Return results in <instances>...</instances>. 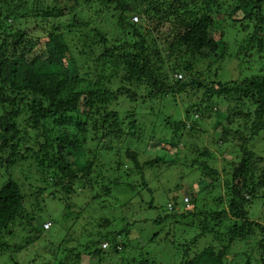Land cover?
<instances>
[{"label":"trees","instance_id":"16d2710c","mask_svg":"<svg viewBox=\"0 0 264 264\" xmlns=\"http://www.w3.org/2000/svg\"><path fill=\"white\" fill-rule=\"evenodd\" d=\"M24 1L0 0V172L5 170L10 176L0 186V261L21 264L17 256L46 231L44 223H37L41 216L37 212L43 211L39 196H26L12 179V170L27 155L35 159L46 184L56 187L54 199L65 196L71 201L80 195L78 186L83 189L80 192L93 189L107 168L102 158L113 154L117 161L108 166L117 178L103 189L111 194L124 187L137 197L145 189L152 195V211L151 182L170 168L179 166L185 175L200 172L202 188L210 183L205 176L221 182L216 156L187 141L208 119L206 115L216 110L213 129L221 131L216 145L232 144L239 156L237 162L227 161L231 169L223 171L230 182L226 186L230 219L225 220L226 212H193L198 198L187 193L188 203L180 207L178 199H173L166 214L155 220L160 230L147 239V247H142L145 238H131V231L141 221L117 231L110 230L113 218H104L100 227L107 232L98 233V241L89 244L86 252L94 250L103 256L97 263L102 264L106 256L130 253L139 242L140 250L147 254L159 247L173 249L178 260V230L182 234L185 230L197 235L181 249L179 264H264V238L246 244L254 247L242 251L239 259L227 260L233 244L255 238L246 228L264 233L263 224L250 222L245 210L252 200H264V156L253 148L264 131V76L242 82L220 80L223 62L233 52L225 39L227 23L247 35L239 49H234L237 55L245 53L264 61V0H228L229 4L223 3L226 0ZM25 8L32 11L23 16ZM136 17L140 23L134 21ZM109 26L116 32H110ZM117 33L121 38H113ZM117 78L120 85L115 90ZM184 95L190 101L185 119L166 115L162 123L172 130L159 136L162 108L151 107L143 117L142 105L157 101L169 106L171 100ZM223 103L228 106L225 114L217 109ZM236 119L241 120L238 129L234 128ZM147 150L154 152L153 158L142 161ZM186 152L194 156L192 166L179 159ZM136 176L141 179V189L135 186ZM246 195L251 198L247 200ZM33 198L36 203L31 202ZM97 201L92 198L93 203ZM262 213L264 219V210ZM234 219L244 220V225L231 233ZM211 236L221 246H207L199 252L197 245ZM103 242L109 243L112 252L103 250ZM64 243V250L70 249L69 242ZM59 250L50 249L55 261H59ZM131 257L123 264L158 262L149 261L144 254Z\"/></svg>","mask_w":264,"mask_h":264},{"label":"rangeland","instance_id":"374dc122","mask_svg":"<svg viewBox=\"0 0 264 264\" xmlns=\"http://www.w3.org/2000/svg\"><path fill=\"white\" fill-rule=\"evenodd\" d=\"M26 1H24V3ZM223 3L229 4V1L226 0L225 2L223 1ZM229 10L231 9H226V11ZM31 11L32 10H26V8L23 9V16L27 15ZM108 19H110V17ZM10 22L12 23V21H9V23ZM96 22L97 24L94 26V28L98 25L99 21ZM140 22L141 20L138 23ZM108 29H110V32H116V30H114L111 26H109ZM219 30L220 32H223L224 27L220 26ZM224 31H226L225 39L227 45L233 48V52L229 53L230 55L227 56L226 60L223 62L224 66L222 71L220 72V80H223L224 82H242L248 78L256 79L257 77L264 76L263 60H260L259 57L250 58L249 55H245V53L242 55H239L238 53V56L234 50L239 49L243 40L247 38V35L243 34L239 27L232 28V25H229L228 23L226 24V29ZM0 32H2V30H0ZM251 32H253V30H251ZM118 34L119 33H117L113 38H121ZM82 61L85 62L86 58L82 59ZM91 65L92 67H96L93 65V61H91ZM88 67L90 66H86L84 68ZM93 70L94 69H92L91 71ZM107 72L110 73L111 71L107 70ZM118 72H120L121 74V71ZM182 75L185 79V74ZM205 79L206 76L204 77L203 81H205ZM119 85L120 78H117L113 81V88H115L116 90ZM161 103L162 104L155 101L148 105H142L143 107L141 114L143 117L146 116L145 114L149 113L147 111L151 109V107L153 109L155 108L156 111L162 108V111L158 114L160 119L159 122L161 124V129H159L158 135L166 136L169 135V132H171L172 130L171 128L165 127V124L162 123L163 120L167 117L166 115H172L175 118L185 119L186 107L190 104V101H188L187 96L184 95L177 96L175 102H172L171 100L169 106L166 102H164V104L163 102ZM227 107V103H223L222 105L218 106L217 109L221 110V112L225 114ZM215 111L216 110L206 115V119H208L206 121H203L201 125L198 126L199 130L197 131V133L193 134V137H189L187 141L190 140L189 143L197 144L200 148H208L210 152H212L216 156L214 157L217 162L215 164V167L222 175L221 182H213L209 177L205 176L204 179L209 181L210 183L208 186L202 188L200 185L202 184L201 182L203 179L200 172L197 173L191 171L190 173H187L185 175L181 172L179 166L170 168V171L168 172L162 170L163 173L158 176L157 179L153 180L150 186L151 190L154 192H152L154 195V210L152 211L149 210V203L152 199V195L145 189L142 190V197H137L135 193L128 191V189H125L124 187L114 189V191L112 190L111 194H108V192L106 193V190L103 189V186L108 185L109 180L114 181L117 178V176L113 174L112 171L110 172L111 167L108 166V164H114L115 161H117V158L113 154L106 155L102 158L103 162L106 163L105 166L107 168H104V174L99 179L97 178L99 181L97 184H94L93 189L91 191L80 192L83 189L81 185L78 186L77 191H79L80 195L74 196L71 201H66L65 196H60V199H54L52 194L55 193L56 187L51 184H46V176L41 173V170H39L35 159L27 155L25 159L23 161H20L12 170V179L22 186L24 194L26 196H30L32 194H34L35 196H39V207L40 209L42 208L43 211L37 212L41 215L37 218V223H44L45 225L50 224V229H46V227L44 226L46 231H44L40 239L36 240L32 246L28 247L26 251L17 256V260L19 261V263L32 264L31 262L32 260H34L36 264H89L90 262V264H97L103 256L95 254L94 250L88 249L89 251L86 252V247L89 244L92 245L93 242L98 241V233L105 235V232H107L108 229L100 227L103 225L104 218H113L111 219L113 221L111 223L112 226L110 227V230L116 229L117 231L122 229V227H124L127 223L141 221L142 223L131 231V238L136 241H138L142 237L145 238L143 240L142 247H147V239H151L154 234L160 230L155 226V220H159L160 216L163 217L166 214V211L168 210L167 206L175 198L178 199L180 207H182L183 202L187 200L186 198L190 199V196L187 195V193H190L194 196L196 195V197L198 198L196 209H194V211L192 210L193 212H226L225 217L227 218H225V220L230 219V206L229 201L227 200L228 197L230 200V194L227 195L226 192V186L230 182L228 181L229 177H227V174L223 173V171L224 169H231V166L227 165V161L236 160L237 162L239 156L237 151L235 150V146L232 144L227 143V145H223L221 147H218L216 145V141H219L218 137L221 136V131H215L213 129L215 123L218 120V114H216ZM2 113L3 112L0 108V115ZM239 123H241V120L236 119L234 125L235 129H238L237 124ZM253 148L256 153L264 156V131L261 133L260 137L255 140ZM153 155L154 152L152 150H147L144 155L145 157L142 158V161L147 158H153ZM179 159H183L182 163L188 160L189 165L192 166L194 156L193 154L186 152L183 154H179ZM124 161H126L125 157ZM190 174L191 176H194L188 177V175ZM92 176L94 182L97 176L95 174ZM9 178L10 176L7 174V172L5 170H2L0 172V186L5 184L9 180ZM104 180L105 183L103 184ZM133 180L136 184L135 186L141 189L140 177L136 176ZM150 180L148 181L149 183ZM177 186H179L178 189H176ZM42 189L44 190L43 193L40 192V190ZM61 197L64 198L62 199ZM93 197L98 198V201L96 203L92 202ZM246 198L248 200L249 198H251V196L246 195ZM31 202L36 203V199L33 198ZM251 202L253 203H249L247 207L245 206V210H247L249 213L248 220L250 222L257 221L260 224L262 223L264 226V219L261 218L263 214L262 211L264 210V200H258L257 202H254V200H252ZM100 204L105 206V208L103 209ZM31 211L33 212V210H30L29 212ZM200 219L203 220V218ZM197 220L196 223L198 224L199 222ZM237 221H235L234 219L233 223L236 224H233L231 226V233L233 232V228L238 227L237 230H240V228L243 227L244 220H241V222ZM213 225L214 223L211 224V226ZM248 231L254 232L255 238H250L251 240H245L243 242H240L239 240L237 244H233L234 250L232 251V253L227 255V260L231 261L234 259V257L238 258L239 256H241L242 251H244V253H247V250L249 251L251 247H254V245L246 247V244H254L256 240L259 241L264 238V233H261V229L254 227L246 228V232ZM178 232L179 234L177 244L179 245L180 250L184 249L187 246V242L197 235L194 232L186 233L187 231L185 230L183 234L180 233V230H178ZM215 240L216 239H213L211 236L207 237L204 241H201L202 244L200 243L199 245H197L199 252L203 251V248L207 246H214L218 249L221 245L220 242L218 243V241L216 242ZM66 241L69 242L68 248L70 249L64 250V242ZM227 241L228 238L225 237L223 239V244H227ZM138 243L135 244L136 247H134V249L130 253L128 250L121 255L113 254L106 256L103 259L102 264H123L124 261L130 262V260L133 259L131 256H141V254H144L149 261H152L153 259L157 260V264H179L181 262L180 254L182 253V250L178 251L180 253H177V260L175 257L176 252H174L173 249L172 252L168 247H159L156 248V250L152 249L151 252L147 254L148 251L146 252L140 250L141 247L138 246ZM78 247L82 248L78 249ZM59 248H61V250H59L60 258L58 259L59 261H55L53 256H51L50 249L58 250ZM102 248L106 253H109V251H111L110 247L108 249H104V247L102 246ZM248 253H251L252 255V252ZM93 255L97 256L95 257ZM193 255L194 254H192L190 258H192ZM82 256L84 258H82ZM3 261L4 260H1L0 264H9L8 261H4L5 263ZM245 263L246 261H244L243 264Z\"/></svg>","mask_w":264,"mask_h":264},{"label":"built area","instance_id":"2783aa9c","mask_svg":"<svg viewBox=\"0 0 264 264\" xmlns=\"http://www.w3.org/2000/svg\"><path fill=\"white\" fill-rule=\"evenodd\" d=\"M134 21L138 22L139 20H138V18L136 17V18H134ZM185 202L188 203V200H186ZM45 227H46V229H49V228H50V224H46ZM103 247H104V249H107V248H109V244H108V243H105V244L103 245Z\"/></svg>","mask_w":264,"mask_h":264},{"label":"clouds","instance_id":"9594fccd","mask_svg":"<svg viewBox=\"0 0 264 264\" xmlns=\"http://www.w3.org/2000/svg\"><path fill=\"white\" fill-rule=\"evenodd\" d=\"M45 226V225H44ZM50 229V228H49ZM105 244V243H104ZM109 244V243H108ZM108 249V248H107Z\"/></svg>","mask_w":264,"mask_h":264}]
</instances>
